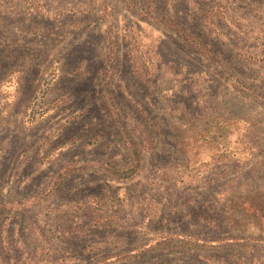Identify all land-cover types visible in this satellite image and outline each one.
I'll list each match as a JSON object with an SVG mask.
<instances>
[{
  "label": "rangeland",
  "instance_id": "374dc122",
  "mask_svg": "<svg viewBox=\"0 0 264 264\" xmlns=\"http://www.w3.org/2000/svg\"><path fill=\"white\" fill-rule=\"evenodd\" d=\"M0 264H264V0H0Z\"/></svg>",
  "mask_w": 264,
  "mask_h": 264
},
{
  "label": "trees",
  "instance_id": "16d2710c",
  "mask_svg": "<svg viewBox=\"0 0 264 264\" xmlns=\"http://www.w3.org/2000/svg\"><path fill=\"white\" fill-rule=\"evenodd\" d=\"M112 44L114 45V41L111 39ZM112 59V64H113ZM128 153L130 157V163L128 166V176L129 178L132 177L136 172L140 169L141 164H142V154L139 151L137 147H135L133 144L128 146ZM256 211H253V214H255Z\"/></svg>",
  "mask_w": 264,
  "mask_h": 264
}]
</instances>
